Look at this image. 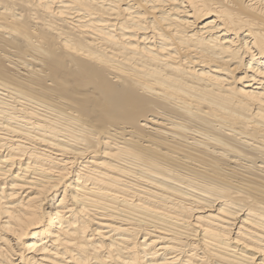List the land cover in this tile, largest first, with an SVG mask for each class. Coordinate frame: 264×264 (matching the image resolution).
I'll return each mask as SVG.
<instances>
[{
    "label": "bare ground",
    "instance_id": "1",
    "mask_svg": "<svg viewBox=\"0 0 264 264\" xmlns=\"http://www.w3.org/2000/svg\"><path fill=\"white\" fill-rule=\"evenodd\" d=\"M0 264H264V0H0Z\"/></svg>",
    "mask_w": 264,
    "mask_h": 264
}]
</instances>
